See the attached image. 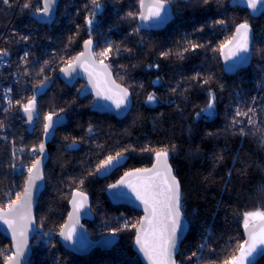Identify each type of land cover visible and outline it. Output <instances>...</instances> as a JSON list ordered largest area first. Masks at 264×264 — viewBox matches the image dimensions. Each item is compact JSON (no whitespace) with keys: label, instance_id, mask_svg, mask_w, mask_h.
<instances>
[{"label":"trees","instance_id":"16d2710c","mask_svg":"<svg viewBox=\"0 0 264 264\" xmlns=\"http://www.w3.org/2000/svg\"><path fill=\"white\" fill-rule=\"evenodd\" d=\"M99 2L103 7L90 27L85 22L90 0H59L49 25L34 19L41 0H9L8 5L0 0V50L9 57V64L0 66V208L21 193L38 157L33 152L43 142L46 117L61 116L64 122L46 142L28 264H141L131 249L141 213L112 205L104 190L126 171L148 167L159 151L168 152L189 226L176 262L224 264L244 240V214L264 210V12L252 18L246 9L230 7L229 0H172L173 18L163 30L137 32L136 20L123 18L138 12L137 0ZM241 23L254 31L251 61L227 75L219 47ZM88 40L95 59L130 92L132 106L123 119L91 111V96H78L80 81L68 87L58 79ZM109 44V57L100 56ZM193 44L203 47L193 49ZM210 94L214 108L202 111ZM149 95L155 100L149 102ZM33 96L37 110L28 130L22 107ZM109 156L125 159L99 177L98 168ZM74 190L89 196L93 220H82L89 237L118 236L110 249L80 256L58 243ZM9 246L0 235V249ZM4 259L0 251V264ZM254 264H264V255Z\"/></svg>","mask_w":264,"mask_h":264},{"label":"snow or ice","instance_id":"6c2138e0","mask_svg":"<svg viewBox=\"0 0 264 264\" xmlns=\"http://www.w3.org/2000/svg\"><path fill=\"white\" fill-rule=\"evenodd\" d=\"M5 5L9 4V0H2ZM248 7L253 11H257L258 3L264 4V0H245ZM139 11H129L126 14L127 19L140 20L144 22L143 26H158L168 19V7L172 0H137ZM207 3V0H205ZM90 14L86 18V24L92 26L96 22L97 12L101 10L103 5L99 0H90ZM29 8L28 4L24 5ZM88 7V5H86ZM57 8V0H43L42 9L38 10V14L48 18V22L52 23L51 17ZM122 18V19H123ZM216 23L223 24V21ZM203 31V28L199 29ZM139 31V28L134 29ZM27 40L28 37H22ZM92 40L85 41V52H81L75 57V62L68 64L67 67L61 68L60 71L68 77L77 74L78 69L83 68L87 72L89 81L92 84L95 94L98 98L110 100L117 109L126 106L129 99V91L122 88L111 80V74L108 71V65L100 60L99 66L93 59L94 54L91 52ZM193 49L203 47V45L193 44ZM227 50V51H226ZM119 52V49H116ZM253 51L252 31L248 23H242L237 26L235 35L222 43L219 52L224 56L225 62L229 64V70H233L239 65L246 63L251 52ZM112 52V46L109 44L105 51L99 53L102 57H109ZM7 50H0V57L6 56ZM167 55V53H164ZM28 53L25 52L22 60H27ZM230 62V63H229ZM199 75V73L197 74ZM208 81L205 80L206 84ZM8 91H11L9 89ZM175 91V89H173ZM155 100L153 95H149L148 101ZM214 108V96L210 94L207 108L202 111H208ZM36 109V98L32 97L22 107V111L27 114L28 121L31 122ZM212 113L209 112V115ZM237 115L240 112L237 111ZM246 115V114H245ZM44 124L45 134H49L50 129L59 121H54L52 115L46 117ZM251 122V118H249ZM91 131V129H89ZM70 145L69 147H72ZM33 151H36L33 149ZM39 152L44 153V144L39 146ZM157 164L151 169H137L134 172L125 173L117 185H111V188L127 187L135 195V199L140 201L144 206L145 216L139 222L140 227L136 230L135 244L139 251L148 260V264H176L174 253L177 250L180 232L184 225L181 219L180 205V186L176 177L171 175V168L167 165V151H159L155 154ZM119 157L109 156L102 165L103 168L112 166L118 162ZM42 161L37 160L31 168L28 169L29 178L28 186L25 187L23 194L16 195L15 203L6 205L7 211L0 209V223L8 226L12 232L14 252L5 256L4 264H22L28 250V230L33 224L31 219L32 204V187L36 180L43 179L40 173V164ZM35 173V174H33ZM134 178V179H133ZM127 195V193H122ZM79 197V200H77ZM87 197L80 192L73 193V213L70 214L72 225H65L60 232V236L67 242L75 243L82 240L77 231L75 222L78 221L79 215L84 210V201ZM244 228L247 238L238 245V255H235L224 264H254L257 255H264V210L257 209L244 214ZM82 227V226H81ZM47 235V233H45ZM111 241H106V245H110ZM83 247V243H81ZM201 248L204 245L200 246ZM193 256L196 253L192 254ZM191 259V257H189Z\"/></svg>","mask_w":264,"mask_h":264},{"label":"water","instance_id":"95a60500","mask_svg":"<svg viewBox=\"0 0 264 264\" xmlns=\"http://www.w3.org/2000/svg\"><path fill=\"white\" fill-rule=\"evenodd\" d=\"M58 1L59 0H57V3H58ZM42 3H43V0H41V9H42ZM229 6L230 7H240V8L246 9L248 11L249 16L252 17V18H258L264 12V4L258 3V5H257V9L258 10L257 11H253L252 9H250L248 7V5L245 2V0H229ZM138 11H139V5H138ZM55 13H56V9H55V12H54L53 16L51 17L52 21L54 20ZM172 18H173L172 8H171V5H169V7H168V19H167V21L165 23L159 24L158 26L149 27V26H143L144 22H141L140 20L136 19L137 28H139L140 31H153V32L161 31L172 21ZM34 19H35V21L38 24H45V25L51 24V23L48 22V18L42 17L38 13L35 15ZM237 26L234 28L232 36L230 37V39L235 35ZM250 28H251V31H252V39H253L254 31H253V28L251 27V25H250ZM92 47H93V43H92V46H91V52H92ZM85 51H86V49H85V42H84L82 44V51L81 52H85ZM79 54H77L75 57H77ZM75 57L73 58V60L69 64L75 62ZM93 59L96 61L97 66H99V62L95 59L94 56H93ZM219 60H220V64L222 66L223 72L225 74H227V75H233L238 70L245 69V68H247L249 66L250 61H251V54H250V56H249V58H248L246 63H243V64L239 65L238 67L234 68L231 71L229 70V64L225 62L224 56L221 55L220 52H219ZM104 64H106V63H104ZM67 65L63 66L62 68L67 67ZM108 71L111 74V80L115 81L113 76H112V72H111L109 67H108ZM58 79L65 86H68V87L72 86L75 83V81H77V80H79L82 83H84V85L80 88V90L78 92V96H79V98H82L84 96H91L92 103H91L89 109L91 111H93V112H96V113H99V114H111V115L115 116L117 119L120 120V119H123L128 114L130 109H131V106H132L131 95H129V99H128L127 105L121 107L120 109H117L115 107V105L112 103V101L105 100V99H102V98H98L96 96V94H95V90L93 89L92 84L89 81L88 74H87V72L84 71L83 68L78 69L77 74H74L71 77L65 76L61 71H59L58 72ZM115 83L120 85L122 88H125L124 86H122L121 84L117 83L116 81H115ZM129 94H130V92H129ZM36 110H37V107L35 109V113H34V116H33V119H32L31 122L28 121L27 114L22 111V116L25 119V125H26L28 130L32 129V127H33V120H34V118L36 116ZM53 120L54 121H59V122L56 123L52 129H50L49 134H47V135L44 134V138H43V142H42V144H44V153L41 154L39 152V150H38V157L33 161V163L30 166V168H31L32 165L37 160L42 161V163L40 164L39 167H40V173H41L43 179L36 180L34 186L32 187L31 219L33 220V224L30 225L29 230H28V250H27L25 258L22 261V264H28V261H29V259L31 257V240H32V238H33V236H34V234L36 232V222H35V218H34V210H35V206L37 204L38 198H39V196H40V194H41V192H42V190L44 188V175H43V172H44L45 165H46V163L48 161V151H47V148H46V142L52 136V134L54 132V129L64 122V119L61 116H54ZM46 122L47 121L45 119L44 124ZM155 154L153 155L152 162H151V164L148 167L138 168V169H151V168H153V166L157 164V160H156ZM124 159H125V156H119L118 162L114 163L112 166L107 167V168H103L102 167V165L104 164V162H103L100 165V167L98 168V172H97L98 176L99 177L106 176L111 170H113L114 168H116L117 166L122 164ZM166 163L171 168V166L169 164V161H168V158H167ZM135 170H137V169L128 170L125 173L134 172ZM125 173H123L120 177H118V179L115 182H113L112 184L107 186L105 188V190H104V194H105L107 200L112 205H125V206L133 208V209H135V210H137V211H139L141 213L140 218L138 220V224H137V226L135 228V231H134L133 240H132V244H131V249L136 254V256L138 257V260L140 261L141 264H148V260L139 251L138 246L135 244L136 230L140 227V223L139 222L145 216L144 206L140 203V201L135 199L134 193H132L131 190L128 189L127 187H117V188H111L110 187L111 185H117L118 182L122 178L125 177ZM33 174H35V173H33ZM171 175L174 176L172 168H171ZM28 178H29V172L26 175V178L24 180V183H23L22 190H21L20 194H23L25 187L28 186ZM74 192L83 193V192L78 191V190H74L71 193L69 201H68V213L66 215V218H65V221H64L63 225L61 226V228L59 229V231L57 233L58 243L62 246V248L64 250H66L68 252H71L73 254H76V255H80V256L87 255L94 248H100V249H103V250H108L111 247H113L118 241V236L112 235V234H107V235L100 236L99 238L94 240V239H91L89 237L86 228L83 226L82 220L89 221V222L93 220V214L91 213V210H90L89 196L87 194H85V193H83L87 197V199L84 201L85 208L80 213L78 221L75 222V226H76L77 231L80 234V237L82 238V240H77L75 243H71V242L65 241L63 239V237L60 236V232L64 229V226L66 224L67 225H72L73 224V220H70L69 217H70V214L73 213L72 200H73V193ZM122 193H127V195H123ZM180 193H181V191H180ZM77 200H79V197H77ZM15 202H16V200H14L12 203H15ZM0 209H3L5 211H7V207L6 208H0ZM181 219H182L184 227H183L182 231L180 232V238L178 240L177 250L174 253V257H173L174 260H175V256L177 255V253L179 251V247L181 245V242L185 238V236L187 234V231H188V228H189L188 222L182 216V214H181ZM0 235L3 236L4 238H6L9 241L11 253L14 252L15 249L13 247V243L14 242H13L12 232H11L10 229H8V226L4 225L3 223H0ZM243 235H244V240H245L247 238V234H246V231H245L244 227H243ZM106 241H111L112 243L110 245H106L105 244ZM81 243H83V247H81ZM236 255H238V252L236 253ZM260 256L261 255H257L255 257L254 262ZM3 264H4V262H3ZM176 264H181V263L176 262Z\"/></svg>","mask_w":264,"mask_h":264},{"label":"built area","instance_id":"2783aa9c","mask_svg":"<svg viewBox=\"0 0 264 264\" xmlns=\"http://www.w3.org/2000/svg\"><path fill=\"white\" fill-rule=\"evenodd\" d=\"M38 10H41V7H39V6H37L36 7V11L38 12ZM9 64V57H8V55H6V56H2V57H0V66H7ZM9 97L6 95L5 96V100L8 102V99ZM37 153L38 152H33V155H37ZM11 253V249L10 248H7L6 249V252H5V254H4V256H6V255H8V254H10Z\"/></svg>","mask_w":264,"mask_h":264},{"label":"rangeland","instance_id":"374dc122","mask_svg":"<svg viewBox=\"0 0 264 264\" xmlns=\"http://www.w3.org/2000/svg\"><path fill=\"white\" fill-rule=\"evenodd\" d=\"M27 172H28V170H27ZM243 221H244V219H243ZM243 223H244V222H243ZM7 248H10V246H9V247H6V248L1 247V249H0V251H1V255L4 256V254H5ZM4 257H5V256H4Z\"/></svg>","mask_w":264,"mask_h":264},{"label":"flooded vegetation","instance_id":"af4514ba","mask_svg":"<svg viewBox=\"0 0 264 264\" xmlns=\"http://www.w3.org/2000/svg\"><path fill=\"white\" fill-rule=\"evenodd\" d=\"M77 81H79V80H77ZM75 82H76V81H75ZM80 82H81V81H80ZM81 83H82V82H81ZM74 84H75V83H74ZM82 84L84 85V83H82ZM83 85H82V86H83Z\"/></svg>","mask_w":264,"mask_h":264},{"label":"bare ground","instance_id":"6f19581e","mask_svg":"<svg viewBox=\"0 0 264 264\" xmlns=\"http://www.w3.org/2000/svg\"><path fill=\"white\" fill-rule=\"evenodd\" d=\"M262 14H263V13H262ZM262 14H261V15H262ZM261 15H260V16H261Z\"/></svg>","mask_w":264,"mask_h":264}]
</instances>
